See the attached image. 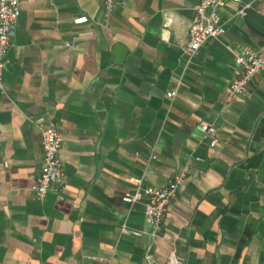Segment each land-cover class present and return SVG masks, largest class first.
Returning <instances> with one entry per match:
<instances>
[{
  "label": "crops",
  "instance_id": "obj_1",
  "mask_svg": "<svg viewBox=\"0 0 264 264\" xmlns=\"http://www.w3.org/2000/svg\"><path fill=\"white\" fill-rule=\"evenodd\" d=\"M198 0H25L0 92V264H264V74L234 101L246 18L264 0L228 3L226 34L192 57L164 14L194 21ZM87 17L88 23L76 21ZM129 52L120 63L116 45ZM176 91L175 98L168 94ZM63 138L62 187L36 199L44 129ZM202 126L218 129L207 145ZM188 168L159 237L144 201Z\"/></svg>",
  "mask_w": 264,
  "mask_h": 264
},
{
  "label": "built area",
  "instance_id": "obj_2",
  "mask_svg": "<svg viewBox=\"0 0 264 264\" xmlns=\"http://www.w3.org/2000/svg\"><path fill=\"white\" fill-rule=\"evenodd\" d=\"M25 0H0V92L4 88L5 59L13 45L18 30L20 8ZM104 13L108 17L118 6L120 0H102ZM241 4V0H198L196 16L193 27L187 40L186 50L192 56H196L201 48L210 40L218 39L226 34V24L223 22L221 10L228 4ZM249 6H243L237 16L247 17ZM78 24L89 22L87 17L76 21ZM237 63L243 68L242 74L233 80L229 89L230 101L243 96L248 90L251 82L258 76L264 74V49L254 51L245 49L237 57ZM177 92L171 91L168 96L175 98ZM207 145L216 147L218 144V129L214 126H202ZM63 138L55 125L44 129L43 148L45 152L43 171L38 177L33 192L37 200L42 201L53 187H62L65 183L64 163L61 159ZM191 171L186 168L169 183L166 188L154 189L143 187L141 180H136L138 189L133 195L125 197L127 203L144 201L146 215L152 227L151 236L159 237L166 222L168 209L171 202L183 189ZM148 264H159L153 253L146 255ZM166 264H183L175 253L169 256Z\"/></svg>",
  "mask_w": 264,
  "mask_h": 264
},
{
  "label": "water",
  "instance_id": "obj_3",
  "mask_svg": "<svg viewBox=\"0 0 264 264\" xmlns=\"http://www.w3.org/2000/svg\"><path fill=\"white\" fill-rule=\"evenodd\" d=\"M166 29L170 30L177 36L178 44L185 46L193 27V22L186 20L176 11H168L164 14ZM246 21L248 25L264 37V16L253 8L247 10ZM129 50L121 45H116V54L120 58V63L128 54Z\"/></svg>",
  "mask_w": 264,
  "mask_h": 264
}]
</instances>
